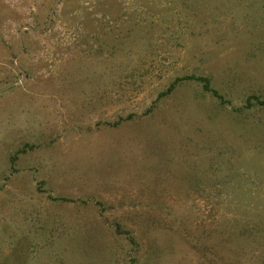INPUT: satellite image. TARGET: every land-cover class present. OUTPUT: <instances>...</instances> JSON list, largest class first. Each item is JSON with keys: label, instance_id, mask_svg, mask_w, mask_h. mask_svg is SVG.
<instances>
[{"label": "rangeland", "instance_id": "rangeland-1", "mask_svg": "<svg viewBox=\"0 0 264 264\" xmlns=\"http://www.w3.org/2000/svg\"><path fill=\"white\" fill-rule=\"evenodd\" d=\"M55 2L0 0V264H264V108L158 96L264 98V0Z\"/></svg>", "mask_w": 264, "mask_h": 264}, {"label": "trees", "instance_id": "trees-1", "mask_svg": "<svg viewBox=\"0 0 264 264\" xmlns=\"http://www.w3.org/2000/svg\"><path fill=\"white\" fill-rule=\"evenodd\" d=\"M185 78H193L202 81L204 90L211 92L215 97L219 99L220 103L229 104L233 108V110L241 111L243 109H251L255 106H260L264 108V98L261 95L255 93L248 95L242 105H235L230 99H227L223 95V93H221L217 88L213 86L211 79L208 76L186 75L183 77H177L174 81L170 83L168 88L165 91H162L158 96H162L163 94L170 92L171 90H173V88L178 82ZM5 83L7 84L8 81H6ZM118 231L129 233V231L121 230L120 228H118Z\"/></svg>", "mask_w": 264, "mask_h": 264}, {"label": "water", "instance_id": "water-1", "mask_svg": "<svg viewBox=\"0 0 264 264\" xmlns=\"http://www.w3.org/2000/svg\"><path fill=\"white\" fill-rule=\"evenodd\" d=\"M59 2H60V0H56V2L54 3V5H53L52 8H51V11H50V14H49V17H48V23H47V27H46V29L48 28V26H49L50 23H51V20H52V17H53V13H54L55 7H56V5H57ZM27 29H29L30 31H33V32H41V31L46 30V29H44V30H38V29H34L33 27H30V26L27 27ZM19 40H20V44H21V50H22V52H24V50H25V45H24V42H23V39H22L21 36L19 37ZM16 83H17V81L14 82L12 85H16ZM10 86H11V85H10ZM8 87H9V86L4 87V88L0 89V91H2L3 89H6V88H8Z\"/></svg>", "mask_w": 264, "mask_h": 264}]
</instances>
